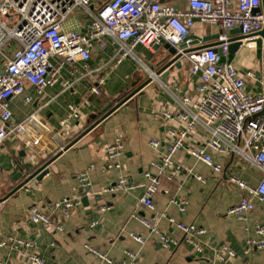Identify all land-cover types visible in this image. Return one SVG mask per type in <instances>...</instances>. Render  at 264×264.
<instances>
[{
    "label": "crops",
    "instance_id": "0c3cea01",
    "mask_svg": "<svg viewBox=\"0 0 264 264\" xmlns=\"http://www.w3.org/2000/svg\"><path fill=\"white\" fill-rule=\"evenodd\" d=\"M102 1L94 0L93 4L96 7ZM164 1L175 8L188 6V0ZM85 20L77 11L65 27L67 30L83 31L86 29ZM216 33H219L217 26L201 21H196L191 29L192 36ZM239 36L242 33L230 34V38ZM105 41L107 47L93 50L88 66L79 60L65 63L56 84L46 87L41 94L33 85L27 84L21 95L10 100L12 119L7 123L8 127L37 112L51 130L45 132L40 127L46 144L42 150L30 146L16 132L0 144V264H34L23 254L24 251L38 254L43 264H107L90 252L85 243L107 252L115 261L123 260L126 250L137 252L139 259L136 264H211L213 249L208 244H228L236 251V264H264V248H254L249 254L245 253L249 240L262 238L256 228L259 224L264 225V201L228 181L231 174L238 173L251 184H257L261 173L236 156L210 151L214 161L223 166V171L217 173L191 155L189 149L204 144L208 138L203 128L196 127L190 131L184 146L174 155V163L169 169L173 178L163 179L160 191L153 197L155 210L141 202L148 182L145 172L173 141V132L186 126V122L178 117L179 113L190 108L184 98H199L196 87L200 76L191 72L186 58L180 59V66L169 67L166 78L156 75L155 72L166 63L162 62L168 53L166 43L156 53L142 46L136 47V54L153 70L154 79L76 144L63 150L96 122L95 115L119 104L123 96L129 95L150 76L132 57L112 66L109 62L117 45L111 37H106ZM259 50L241 48L234 54L233 63L246 77L249 91L252 82H258L249 79L247 72L255 70L258 73L256 66L259 62L243 64L242 52ZM59 60L56 56L50 58L53 66ZM99 77H104L105 82L98 84ZM95 86L99 87V94L92 92ZM28 97L31 99L27 100ZM69 104L79 107L80 116L72 123L70 136H65L60 130V119L66 114ZM108 104L110 106L104 110ZM34 128L38 131L36 124ZM117 136L123 140L125 153L118 160L119 166L108 168L106 149ZM153 139L161 142L160 149L151 146ZM57 154L49 164V173L40 179H29L38 167ZM83 171L88 172L94 195L83 197L86 202L82 201L72 210L71 216L63 221V230H54L28 220V210L34 204L44 205L63 197L81 195L78 174ZM195 174L202 175L205 181L198 180ZM123 176L143 185L130 192L104 191ZM26 179L28 181L24 186L11 193ZM244 197L254 202V208L245 218L227 214V209ZM172 198H186V210L180 212L178 206L171 202ZM102 205L108 206L105 212L99 211ZM134 212L154 220L163 233L179 240L183 237L182 232L172 226L168 218L162 216L163 213L176 221L204 226L208 231L201 238L205 251L198 253L185 242L162 246L159 235L151 233L140 220L134 218ZM130 232L142 235L144 243L134 240ZM11 237L26 240L31 245H18L15 240L9 239Z\"/></svg>",
    "mask_w": 264,
    "mask_h": 264
},
{
    "label": "built area",
    "instance_id": "2783aa9c",
    "mask_svg": "<svg viewBox=\"0 0 264 264\" xmlns=\"http://www.w3.org/2000/svg\"><path fill=\"white\" fill-rule=\"evenodd\" d=\"M93 1L0 0V144L8 135L16 132L30 146L39 150L46 147L42 130L50 131L51 127L37 112L12 127L7 126L12 119L10 100L21 95L27 84L33 85L36 92L41 94L46 87L58 82L60 69L65 63L79 60L88 66L93 50L107 47L106 37L113 38L117 45L109 62L112 66L132 57L153 76V70L136 54L135 49L142 46L156 53L166 43L176 48L181 58L189 61L193 74H199L200 81L196 87L199 98H184L190 108L179 113L178 117L186 122V126L173 132V141L162 151L160 159L152 162L150 169L145 172L148 182L141 202L155 210L153 197L160 191L165 177L173 178L169 169L174 163V155L184 146L188 133L196 127L203 128L208 138L204 144L192 146L190 154L211 166L217 173L223 171V166L214 161L210 151L236 156L246 165L254 167L261 173L257 184H251L238 173L231 174L228 181L264 201V90L253 93L249 91L246 77L239 72L233 61L221 62V56L214 46L189 52H184L185 47H182V44L187 48L193 46L191 29L196 19H199L219 28V46L226 58L229 55L230 31L238 27L242 28L244 35L238 49L260 48L258 39L262 37L259 32L264 28V13L259 10L262 0H188L187 8H175L164 0H103L96 7ZM77 11L87 20L85 32L67 30L65 27ZM52 56L60 59L56 66L50 62ZM247 77L255 82L259 79L255 70H249ZM104 82L105 78L99 77L98 84ZM92 92L99 94V87H93ZM79 116V107L69 104L66 114L60 119L62 135L70 136L72 123ZM34 124L38 126V131L34 130ZM150 144L156 149L161 147L157 139L151 140ZM124 153L123 140L117 136L106 149L109 159L107 167L119 166L118 160ZM195 177L205 181L200 174H195ZM78 179L81 195L63 197L44 205L34 204L28 210V220L54 230H63V221L71 216L75 207L82 204L83 197L94 195L88 172L79 173ZM142 185L123 176L104 191L130 192ZM171 202L178 206L180 212H184L188 205L186 198H172ZM253 208V200L244 197L231 205L227 214L243 219ZM107 209L108 206L102 205L99 211L105 212ZM132 216L140 220L151 233L159 235L164 247L185 242L198 253L205 251L201 238L208 231L204 226L176 221L163 213L162 216L167 217L169 223L182 232L183 237L179 240L163 233L154 220L146 219L137 212ZM256 231L262 238L249 240L246 254L254 248H264V225H257ZM129 235L137 242L145 241L138 233L130 232ZM9 239L24 247L31 245L23 239ZM208 245L213 249L211 264H236L234 259L237 254L231 246ZM85 247L96 254L102 263L136 264L139 259L137 252L126 250V257L115 261L107 252L89 243H85ZM23 254L34 264H43L38 254L26 251Z\"/></svg>",
    "mask_w": 264,
    "mask_h": 264
},
{
    "label": "water",
    "instance_id": "95a60500",
    "mask_svg": "<svg viewBox=\"0 0 264 264\" xmlns=\"http://www.w3.org/2000/svg\"><path fill=\"white\" fill-rule=\"evenodd\" d=\"M261 11H263L264 13V0H262V7L259 9ZM196 21H200L199 19H196ZM84 32L86 31V29L83 30ZM237 33H242V28L238 27L235 28L233 30L230 31V34H237ZM259 35L262 38L258 39V46L261 48L263 47L264 50V28L263 30H261L259 32ZM194 37V41H193V48H187L185 44H182V47L184 48V52H189L192 50H198V49H203L206 47H211L214 46L215 50L220 54L221 56V62L227 61V62H232L234 59V54L235 52L238 50L240 44H241V39L244 38V35L239 36V37H234V38H230V46H229V55L228 58H226L223 54H222V48L219 46L221 41L218 40L219 38V33L216 34H206L204 36H193ZM167 56L166 58L162 61H166V63L164 64V66L162 68H160L158 71H156V75H162V78H166V76L169 73V67L171 66H180L181 62L180 59L182 57L181 53H177V49L168 45L167 44ZM161 62V63H162ZM154 79V77L152 75H150L147 80L142 83L139 87H137L134 91H132L128 96H126L119 104H117L116 106L110 108L109 110H107V112H105V114H103L98 120H96V122H94V124L88 128L87 130H85L80 136H78L77 138H75L74 140H72L68 145H66L63 150H67L68 148H70L71 146H73L74 144H76L79 139L84 136L87 132H89L94 126H96L98 123H100L103 119H105L107 116H109L114 110H116L118 107H120L122 104H124L129 98H131L133 95H135L136 93H139L140 91H142L141 89L143 87H145L148 83H150L152 80ZM110 106V104H108L104 110L106 108H108ZM60 154V152H59ZM55 155L53 158H51L50 160H48L47 162H45L44 164H42L40 167H38L30 176L29 179L33 178V177H37L38 179L42 178L43 176H45L47 173H49V164L59 155ZM28 179V178H27ZM24 180L22 183H20L14 190H12L11 193H13L14 191H16L17 189H19L20 187L24 186L26 184V182L29 180ZM83 202H86V198H83Z\"/></svg>",
    "mask_w": 264,
    "mask_h": 264
},
{
    "label": "rangeland",
    "instance_id": "374dc122",
    "mask_svg": "<svg viewBox=\"0 0 264 264\" xmlns=\"http://www.w3.org/2000/svg\"><path fill=\"white\" fill-rule=\"evenodd\" d=\"M259 51L260 52H242L243 64H258L259 62L258 66H256V69L258 70L259 79L257 81V84L252 82V87H250L252 93L255 91H260V89L262 91L264 90V50L260 48Z\"/></svg>",
    "mask_w": 264,
    "mask_h": 264
},
{
    "label": "trees",
    "instance_id": "16d2710c",
    "mask_svg": "<svg viewBox=\"0 0 264 264\" xmlns=\"http://www.w3.org/2000/svg\"><path fill=\"white\" fill-rule=\"evenodd\" d=\"M128 95V94H127ZM126 95V96H127ZM126 96H123V98L121 99V100H123ZM107 112V111H106ZM103 114H105V112H102L101 114H99V115H95L93 118H94V121L95 120H97V119H99Z\"/></svg>",
    "mask_w": 264,
    "mask_h": 264
}]
</instances>
